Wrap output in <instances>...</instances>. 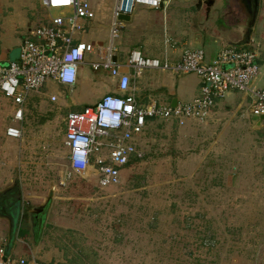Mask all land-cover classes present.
<instances>
[{
	"label": "rangeland",
	"instance_id": "1",
	"mask_svg": "<svg viewBox=\"0 0 264 264\" xmlns=\"http://www.w3.org/2000/svg\"><path fill=\"white\" fill-rule=\"evenodd\" d=\"M87 1L97 18L86 26L85 40L106 46L112 5ZM195 3L171 4L166 21L160 10L137 7L116 40L119 57L135 49L163 63L165 28L177 42L178 55L200 48L209 56L220 48L212 31L242 45L236 26L226 18L217 25L224 13L214 14V29L204 13L197 14ZM41 9L40 0H0V65L19 58L20 43ZM199 38L202 43H195ZM251 38L241 47L254 49L264 62V0ZM166 50L172 61V44ZM93 62L100 60L87 59L75 87L47 81L30 94L20 140L6 135L14 105L0 93V194L15 187L21 195L10 211L13 226L0 217V244L10 247L14 258L39 264H264V126L254 124L250 102L237 93L218 102L205 121L147 125L139 141L142 160L123 170L121 184L101 188L90 173L61 185L69 169L64 144L68 114L106 95L107 73L94 72ZM142 79L149 82L144 87L152 90L150 99L161 105L170 94L191 103L201 82L195 74L168 71H145ZM257 87L264 88V65ZM51 191L38 229L27 215ZM12 199L7 196V211Z\"/></svg>",
	"mask_w": 264,
	"mask_h": 264
},
{
	"label": "built area",
	"instance_id": "2",
	"mask_svg": "<svg viewBox=\"0 0 264 264\" xmlns=\"http://www.w3.org/2000/svg\"><path fill=\"white\" fill-rule=\"evenodd\" d=\"M110 12L109 43L86 42V26L97 18L96 9L87 0H40L43 15L33 29L26 32L17 61L0 65V93L14 105L12 125L7 128L9 139L23 137L24 106L32 92L40 91L47 81L73 88L78 83L80 67L90 56L100 62L89 63L94 72L104 71L112 79L119 95H106L96 105L82 112L68 114L65 146L68 148L69 169L61 185L74 175L86 177L93 173L99 186L107 188L122 183L123 170L136 158L142 159L139 147L150 119L166 122L205 121L219 101L232 93L250 102V114L259 124L264 117V88L257 87L262 67L253 50L222 49L212 62L201 50H186L179 61L163 63L146 57L140 50L129 53L123 73L117 57L116 40L125 22L120 16H133L137 7L167 11L175 2L186 0H108ZM76 36L78 38H76ZM145 71H168L173 74H195L201 80L200 97L176 107L138 99L136 81ZM56 102V98H51ZM264 126V121L262 122ZM0 264H37L14 258L8 246L0 244Z\"/></svg>",
	"mask_w": 264,
	"mask_h": 264
},
{
	"label": "flooded vegetation",
	"instance_id": "3",
	"mask_svg": "<svg viewBox=\"0 0 264 264\" xmlns=\"http://www.w3.org/2000/svg\"><path fill=\"white\" fill-rule=\"evenodd\" d=\"M195 7H196V12L197 14L199 12H204V16L206 18H209L211 15L214 16V13L216 14L217 12L219 13H224V16H220L218 17V19L220 20L221 18L227 20L228 23H232L233 26L237 29L240 30V32H242V40L239 41L238 43H245L248 39V28L246 27V14L248 13V9H249V4L250 0H196L195 3ZM259 4H261V0H259ZM260 6V5H259ZM214 11V13H213ZM259 11V9H258ZM252 36V35H251ZM231 41L236 40V38L234 37H230L229 38ZM252 39V38H251ZM227 41V40H226ZM228 43H231L229 41H227ZM231 44H235L234 42H232ZM15 187L13 188H9L7 190H5L4 192H2L0 194V217L2 219H5L9 224L10 227L13 226V222L14 219L10 214V211L15 208V206H17L20 203V193L18 192V188ZM7 196H9L10 198L13 197V201L12 203H10V206L8 208V211L6 210V203L7 201ZM9 199V198H8ZM39 208H34L33 210H31L29 212V214L27 215L28 221L29 222H33V226H35L36 228H39L42 226L43 221L45 220V216H46V211L37 215V211L39 212ZM35 211V213L33 212Z\"/></svg>",
	"mask_w": 264,
	"mask_h": 264
},
{
	"label": "crops",
	"instance_id": "4",
	"mask_svg": "<svg viewBox=\"0 0 264 264\" xmlns=\"http://www.w3.org/2000/svg\"><path fill=\"white\" fill-rule=\"evenodd\" d=\"M170 8V7H169ZM140 9V8H139ZM142 9V8H141ZM147 10H150V11H152V12H155V10H151V9H148V8H146ZM160 11H162V10H160ZM167 11H168V9H167ZM167 11L166 12H164V11H162L163 12V14H164V20L166 19V16H167ZM111 12V11H110ZM202 12V11H201ZM201 12H199L198 13V15H200V13ZM202 13H204V12H202ZM213 13H214V11H213ZM215 14V13H214ZM196 17V16H195ZM199 17V16H198ZM219 17V16H218ZM213 16L211 15L209 18H207V21H210L211 23H212V26L214 27V29L216 28V24H214L212 21H213ZM223 18H221L220 20L217 18V25L218 24H220V25H222V23H223ZM166 21V20H165ZM165 21H164V24H165ZM131 22H132V17H131ZM130 22V23H131ZM130 23H127V22H125V26H124V28L127 26V24H130ZM90 24V23H89ZM88 24V25H89ZM123 28V29H124ZM109 32H110V30H109ZM215 32H213L212 31V33H211V37H214V38H216L214 41L218 44V46H220V48H218L216 51H214L213 53H210L209 54V56L207 55V60L209 61V62H212L214 59H215V57L217 56V54L222 50V49H224V48H228V47H233V48H237V47H241V46H239L238 44H231V43H228L226 40H224V39H222L221 37L220 38H217L216 36H218V33H216V35L214 34ZM89 34V33H88ZM109 35H110V33H109ZM86 36H88V35H86ZM86 36H84V40H85V38H86ZM235 37H238V36H235ZM120 39V38H119ZM236 39H238V38H236ZM86 41V40H85ZM235 41V40H234ZM87 42V41H86ZM195 43H198V44H201L202 43V40H201V38H199V40L198 39H196L195 41H194ZM172 44V49L174 50L173 51V56H172V61H179L180 60V58H181V55H178L177 54V49L175 48L176 46H177V42H176V40H173L172 38H170L169 36H168V34L166 33V28H165V33H164V45H165V56H168L167 55V47H168V45H171ZM119 45V44H118ZM20 46H21V43H20ZM197 49H200V48H197ZM135 50V49H134ZM201 50H203V49H201ZM133 51V50H132ZM131 52V51H130ZM129 52V53H130ZM205 52V51H204ZM120 53V52H119ZM119 53H118V57H117V60H118V62H119V64L122 66V72L123 73H127V74H131L132 73V70H130L129 68H127V60H128V57H129V53H128V55L126 56V58H121V57H119ZM146 57H149V56H146ZM5 59H6V57H5ZM17 60H18V57H17ZM16 60V61H17ZM85 66V65H84ZM84 66H81L80 67V71H79V75H78V78H79V76H83V73H82V71H83V69H84ZM106 73V72H105ZM142 75L143 74H141V76H140V78L138 79L139 80V82H138V80L135 82L136 83V87H137V89H138V93H137V95H139L140 94V96L138 97V99H139V101L141 102V103H143V104H151L152 102H154V101H156V102H159V101H157V100H151L150 99V94H152V90L151 89H149V88H146L149 84V82H145L143 79H142ZM107 78L109 79V82H107L108 84H110L111 86H109L108 84H105V88H106V95H119V92L117 91V88L115 87V85L112 83V79L110 78V76L108 75V73H107ZM140 80H142L141 82H140ZM138 83H140V87H138ZM84 84V83H83ZM146 85V87H144ZM62 86V85H61ZM201 86H202V84H201V82H200V87L198 88V90H197V94H196V96H195V98H194V100L195 99H197L198 97H200V93H201ZM63 88H67L66 86H62ZM144 87V88H143ZM69 88V87H68ZM145 90V91H144ZM149 90H151V91H149ZM142 93V94H141ZM105 95V96H106ZM170 95H173V97H171L170 99H168V101H166V102H163V104L165 105H172V102H173V100L174 99H177L176 98V96L174 95V94H170ZM235 95H240V94H235ZM168 96V95H167ZM166 96V97H167ZM240 96H242V95H240ZM53 98V97H52ZM242 98H243V102H245V98H244V96H242ZM101 100V99H100ZM99 100V101H100ZM177 102L178 103H180L179 102V100L177 99ZM243 104V103H242ZM221 104H217V106L214 108V110H213V112H215V110L220 106ZM240 106H241V103H240ZM242 107V106H241ZM255 124V123H254ZM257 125V124H256ZM258 126V125H257ZM64 144H65V142H64ZM87 177V176H86ZM86 177H81V178H86ZM123 181V180H122ZM34 213H35V211H33ZM38 215V214H37ZM44 222V221H43ZM43 224V223H42ZM38 229H40V227L38 228ZM38 233V232H37ZM36 233V234H37ZM37 236V235H36ZM21 258H23V257H21ZM31 262H36V260L35 261H31ZM37 264H39L38 262H36Z\"/></svg>",
	"mask_w": 264,
	"mask_h": 264
},
{
	"label": "water",
	"instance_id": "5",
	"mask_svg": "<svg viewBox=\"0 0 264 264\" xmlns=\"http://www.w3.org/2000/svg\"><path fill=\"white\" fill-rule=\"evenodd\" d=\"M250 3L249 4V9H248V13L246 14V27L248 28V39L247 41L244 43H242L241 46H245V45H248L250 44L251 42V35L253 33V29L255 27V24H256V19H257V14H258V9H259V0H250ZM121 21H124V22H127V23H130L131 22V16H120L119 18ZM178 104L177 102V99H174L173 102H172V106L173 107H176ZM264 121V117L261 118L259 124H258V127H262V122ZM51 199H52V191L50 192V195L49 197L47 198V200L45 201L44 204H42L41 206H39L38 208L40 209L39 212L37 211V214H40L45 211H47V208L51 202Z\"/></svg>",
	"mask_w": 264,
	"mask_h": 264
},
{
	"label": "trees",
	"instance_id": "6",
	"mask_svg": "<svg viewBox=\"0 0 264 264\" xmlns=\"http://www.w3.org/2000/svg\"><path fill=\"white\" fill-rule=\"evenodd\" d=\"M40 5H41V2H40ZM42 8V7H41ZM41 15H40V17L38 18V19H40L41 17H42V15H43V11H42V9H41ZM37 17V16H36ZM29 30H31V28L30 29H28L27 30V34H28V32H29ZM240 49H243V47H241ZM245 49V48H244ZM246 50H253V49H246ZM257 63L261 66V67H263V65H264V62H263V60L261 59V58H259L258 59V61H257ZM220 102V101H219ZM92 106H94V105H92ZM91 105H86V106H84V107H82L80 110H79V112H82V111H84L86 108H89V107H92ZM156 122H159V123H166V121H164V120H159V119H150L149 121H148V125L149 126H151V125H153L154 123H156ZM172 123H174L175 125H178V123L176 122V121H173ZM263 127V126H262ZM140 160H142V159H138V158H136L130 165H132L133 163H137V162H140ZM129 165V166H130ZM129 166H127V167H129ZM126 167V168H127ZM125 168V169H126ZM8 251H10V247H8ZM21 258V257H20ZM17 260L19 259V258H16ZM21 259H24V258H21ZM29 263H32L31 261H29V260H27Z\"/></svg>",
	"mask_w": 264,
	"mask_h": 264
}]
</instances>
